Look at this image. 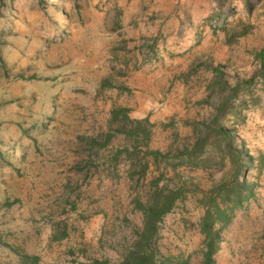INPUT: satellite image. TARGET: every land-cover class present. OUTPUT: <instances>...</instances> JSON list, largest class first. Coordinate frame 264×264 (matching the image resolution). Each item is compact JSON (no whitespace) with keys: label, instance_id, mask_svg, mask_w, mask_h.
I'll list each match as a JSON object with an SVG mask.
<instances>
[{"label":"rangeland","instance_id":"1","mask_svg":"<svg viewBox=\"0 0 264 264\" xmlns=\"http://www.w3.org/2000/svg\"><path fill=\"white\" fill-rule=\"evenodd\" d=\"M263 47L264 0H0V264L117 261L139 222L130 201L141 181L125 152L109 159L130 142L110 110L146 118L148 147L171 154L235 84L220 124L250 159V193L214 226L211 264H264ZM108 128L107 146L89 144ZM230 175L218 155L166 176L196 189L160 221L161 255L202 264L203 196Z\"/></svg>","mask_w":264,"mask_h":264},{"label":"trees","instance_id":"2","mask_svg":"<svg viewBox=\"0 0 264 264\" xmlns=\"http://www.w3.org/2000/svg\"><path fill=\"white\" fill-rule=\"evenodd\" d=\"M263 64L264 47L258 52ZM235 84L229 88V93L217 102L214 113L208 122L195 128L190 144L183 145L174 153L160 151L148 147L150 129L145 125L146 118H130L128 108L114 107L109 112L108 123L119 121L128 123V128L116 131L123 133L130 142L118 146L109 159L116 163L117 156L126 153L131 164L139 168L135 183L141 181V188L131 199V210L138 215V225L133 229L134 236L119 259L113 263L107 260L91 259L83 264H180V259L168 255H161L156 248L158 225L162 218L181 201L187 192L195 190V186L186 180L170 183L166 176H176V169L180 166L194 168H208L214 163V157L228 159L231 175L227 181L219 182L208 195H204L203 213L197 221V231L202 235L200 252L202 264H211L217 249L218 231L216 224L225 225L234 208L242 206L249 197L250 186L242 177L244 169L250 159L246 158L234 145L231 132L220 124V119L233 106V99L241 92V86ZM102 136V137H101ZM97 138L90 137L91 146L105 147L113 134L110 128ZM216 153L215 156L213 154ZM160 165V166H159ZM159 167V168H158ZM152 168V169H150ZM154 171V172H153ZM153 172V173H152ZM132 178V174H127ZM63 234H52V239H60ZM33 262L36 256H25Z\"/></svg>","mask_w":264,"mask_h":264}]
</instances>
